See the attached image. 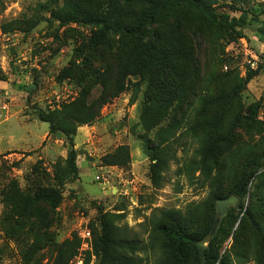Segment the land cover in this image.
<instances>
[{"label": "rangeland", "instance_id": "1", "mask_svg": "<svg viewBox=\"0 0 264 264\" xmlns=\"http://www.w3.org/2000/svg\"><path fill=\"white\" fill-rule=\"evenodd\" d=\"M89 1L94 12L108 2ZM210 1L219 13L244 14L248 25L233 32L218 29L195 10L180 8L162 14L140 39L110 38L92 52L87 26L60 27L51 17L62 0H0V264H53L54 246L70 257L68 264L75 257L99 264L100 213L123 214L115 223L117 233L138 245L136 264H162L165 254L154 230L161 211L185 214L195 208L204 232L210 194L233 196L242 164L264 166V37L259 33L264 0ZM120 12L131 26L141 7ZM149 48L155 52L146 72L143 52ZM250 72L257 75L245 83ZM260 100L257 123L239 122ZM71 104L80 111L89 108L86 118L92 122L81 124L69 143L62 134H49V123L40 116ZM168 129L174 158L156 188L143 149L146 141L156 145L158 134ZM206 136L217 143L219 165L210 183L193 164ZM121 145L128 147L130 167L103 166L102 157ZM70 149L76 152L77 178L62 187L61 203L51 213L37 199L42 190L55 188L53 172ZM25 199L28 206L18 207ZM246 207L243 203L234 213V230L243 220L238 238L229 237L220 248L229 257L225 264H264L254 261L263 242L255 223L243 217ZM85 231L87 251L81 250ZM184 252L193 264L196 250Z\"/></svg>", "mask_w": 264, "mask_h": 264}, {"label": "trees", "instance_id": "2", "mask_svg": "<svg viewBox=\"0 0 264 264\" xmlns=\"http://www.w3.org/2000/svg\"><path fill=\"white\" fill-rule=\"evenodd\" d=\"M229 1V0H225ZM210 0H108L103 11H92L93 7L89 0H62L59 8L52 11L51 17L58 22L60 27L72 24H81L90 29L91 38L89 50L96 52L101 45L108 39L126 37L138 40L143 37L148 30H151L157 23L159 17L165 12L175 11L180 8L195 10L202 21L218 29L235 31L236 28H243L248 23L246 16L230 17L227 14L219 13L217 8L212 5ZM141 7L139 17L128 26L123 20L120 10L123 7ZM3 33H7L4 29ZM259 33L264 37V31L259 29ZM240 36V34H237ZM155 52L152 48L144 51L143 57L147 63L142 71L148 72L153 65L150 58L151 53ZM147 55V56H146ZM166 52L161 54V63L165 62ZM150 60V61H149ZM257 72L248 73L245 83H248ZM0 81L4 77L0 74ZM262 101L250 104L238 121H245L248 126L257 123L260 115ZM87 111L78 110L75 104L63 106L61 110H53L47 116H40L45 122L49 123V134H62L72 143L77 128L81 124H90L91 118H86ZM173 131L168 129L158 134V143L146 141L143 152L150 161L149 175L151 184L159 188L162 181V173L168 169L169 162L174 158L171 148ZM204 146L199 148L198 159L193 162L196 169L200 172L205 182L210 183L215 177L219 168L217 155L214 152L216 141L214 137L206 136ZM76 152L70 149L62 165L57 166L53 172V182L55 188H48L39 193L38 201H42L49 212L55 213L62 200V187L69 181L77 178V168L75 165ZM102 165L107 167L129 168L130 155L128 147L121 145L113 152L105 155L101 159ZM261 161L242 164L235 177L232 192L237 198V208L230 207L225 216L220 219V224L213 237L207 236L216 221V202L221 197L217 192L209 196V204L206 208L204 232H199V213L197 209H190L185 214L175 211H161L159 222L155 226V237H158L160 247L164 251V261L162 264H189L188 253L184 252L191 248L196 250L195 261L193 264H225L229 257H224L221 253L222 244L229 238H238L243 220L234 230L237 223L235 216L236 210L241 209L242 204L247 205L243 217L245 221L254 222L256 226V236L263 242L259 246L260 252H256L259 262L264 260V166ZM263 166V167H262ZM28 206V200L19 201ZM124 218L123 214L100 213L97 215V222L100 227L95 252L99 258V264H136L134 255L138 251V245L134 242L124 240L117 233L116 222ZM206 244L204 247L203 245ZM53 264H68L70 257L57 246L53 248ZM25 254H28V250ZM228 259V260H227ZM229 263V262H228Z\"/></svg>", "mask_w": 264, "mask_h": 264}, {"label": "water", "instance_id": "3", "mask_svg": "<svg viewBox=\"0 0 264 264\" xmlns=\"http://www.w3.org/2000/svg\"><path fill=\"white\" fill-rule=\"evenodd\" d=\"M237 202H238V200L234 196H230V197L225 198V199L217 200L216 206H215L216 215H217L216 222L220 218H222L223 216H225L227 214L229 207H236L237 206Z\"/></svg>", "mask_w": 264, "mask_h": 264}, {"label": "built area", "instance_id": "4", "mask_svg": "<svg viewBox=\"0 0 264 264\" xmlns=\"http://www.w3.org/2000/svg\"><path fill=\"white\" fill-rule=\"evenodd\" d=\"M255 61H257V58L256 57H255ZM255 65H256V63L255 62H252L251 67L253 68ZM89 235L90 234H89L88 231H85L84 232L83 238H82L83 239V242H82V245H81L82 246L81 250H86L87 251L89 249V245L87 243V241L89 240ZM74 259H75V261L72 264H82V261H81V258L80 257H75Z\"/></svg>", "mask_w": 264, "mask_h": 264}]
</instances>
